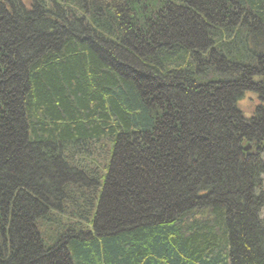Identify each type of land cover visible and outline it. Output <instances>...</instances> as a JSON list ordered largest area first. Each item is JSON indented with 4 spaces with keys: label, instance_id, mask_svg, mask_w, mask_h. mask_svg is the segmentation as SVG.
Instances as JSON below:
<instances>
[{
    "label": "trees",
    "instance_id": "16d2710c",
    "mask_svg": "<svg viewBox=\"0 0 264 264\" xmlns=\"http://www.w3.org/2000/svg\"><path fill=\"white\" fill-rule=\"evenodd\" d=\"M26 1L0 0V264H264V0Z\"/></svg>",
    "mask_w": 264,
    "mask_h": 264
},
{
    "label": "rangeland",
    "instance_id": "374dc122",
    "mask_svg": "<svg viewBox=\"0 0 264 264\" xmlns=\"http://www.w3.org/2000/svg\"><path fill=\"white\" fill-rule=\"evenodd\" d=\"M24 1L28 3V1ZM258 104H260V101L258 99L257 94L251 91H246L243 97L238 100L237 107L243 113V115L250 117L251 115H253L252 113L254 112V109ZM262 157L264 159V154L262 155ZM261 217L264 218V207L261 211Z\"/></svg>",
    "mask_w": 264,
    "mask_h": 264
},
{
    "label": "water",
    "instance_id": "95a60500",
    "mask_svg": "<svg viewBox=\"0 0 264 264\" xmlns=\"http://www.w3.org/2000/svg\"><path fill=\"white\" fill-rule=\"evenodd\" d=\"M248 148H249V146L244 147V149H248Z\"/></svg>",
    "mask_w": 264,
    "mask_h": 264
}]
</instances>
